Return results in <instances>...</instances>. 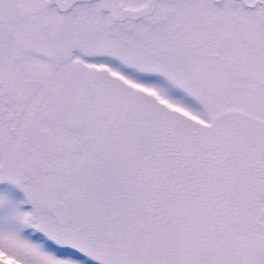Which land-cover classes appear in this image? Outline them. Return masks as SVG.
<instances>
[{"label": "snow or ice", "instance_id": "1", "mask_svg": "<svg viewBox=\"0 0 264 264\" xmlns=\"http://www.w3.org/2000/svg\"><path fill=\"white\" fill-rule=\"evenodd\" d=\"M0 264H264V0H0Z\"/></svg>", "mask_w": 264, "mask_h": 264}]
</instances>
